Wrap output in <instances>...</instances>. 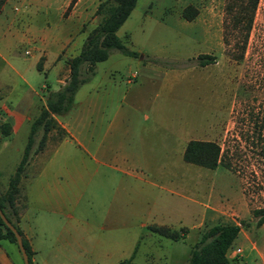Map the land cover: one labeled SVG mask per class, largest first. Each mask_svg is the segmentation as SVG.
<instances>
[{
  "label": "rangeland",
  "instance_id": "obj_1",
  "mask_svg": "<svg viewBox=\"0 0 264 264\" xmlns=\"http://www.w3.org/2000/svg\"><path fill=\"white\" fill-rule=\"evenodd\" d=\"M101 1L4 0L0 10L7 2L20 16L21 22L15 27L22 34L17 39L22 53L23 50L35 53V37L39 41L54 39L55 47L64 45L60 58L68 67L67 59L79 52L101 20L102 15L96 14ZM188 5L198 10L192 20L182 15ZM237 10L230 0H137L117 31L122 42L139 53V60L143 55L161 56L160 63L181 69L173 94L165 93L159 98L163 101L155 104L150 92L153 88L146 96V104L134 106L135 133L148 129L149 139L154 140L151 127L157 118L162 128L179 131L181 136H177L170 157L173 160L182 159L180 147L190 138L215 141L221 147L222 162L215 169L186 162L175 168L182 173L176 178V194L159 185L163 184L159 174L153 178L157 185H148L142 178L132 179L136 208L143 203L139 196L149 191L152 218H162L175 225L179 212L187 209L192 212L194 225L190 229V219L184 217L180 227L168 226L181 237L174 241L139 227L142 218L136 216V236L142 234L134 260L137 264L148 261L184 264L187 248L200 239L201 233L214 224L224 223H236L240 227L228 253L231 264H264V223L258 226L253 215L254 209H264V0H258L246 42L242 24L236 25L234 21ZM9 39L12 38L7 34L3 44ZM111 53L109 61L96 63L99 72L121 55L117 51ZM200 53L213 55L214 62L198 65L195 57ZM46 60L40 58L39 67L47 65ZM56 79L51 70L45 73L34 69L33 81L38 90L43 82L55 88ZM114 110L115 103H109L103 112L110 118ZM27 137L28 130L1 149L3 184H7L19 162ZM56 140L57 136L51 133L49 142L53 144ZM148 154L152 159L154 153ZM140 172L147 174L146 170ZM144 203L147 207L146 200ZM168 209L172 212L166 217L164 211Z\"/></svg>",
  "mask_w": 264,
  "mask_h": 264
},
{
  "label": "crops",
  "instance_id": "obj_2",
  "mask_svg": "<svg viewBox=\"0 0 264 264\" xmlns=\"http://www.w3.org/2000/svg\"><path fill=\"white\" fill-rule=\"evenodd\" d=\"M19 22L20 16L6 2L0 10V120L10 123L11 133L0 137V151L26 130L29 134L31 122L45 106L47 95L64 85L69 76V68L60 58L64 45L55 47L54 39L39 41L35 37V53H22L17 42L22 34L15 27ZM7 34L12 39L3 44ZM42 57H46L47 65L39 67ZM160 58L143 55L139 60L121 54L101 72L95 65L94 75L76 92L72 108L53 116L65 135L59 139L52 130L43 149L32 154L20 180L26 207L18 225L33 252L32 264H118L134 251L135 260L142 239V234L136 236V216L142 218L139 227L154 224L178 228L184 217L190 219V229L194 227L192 212L187 209L179 212L175 225L152 218L149 191L139 196L142 206L136 208L135 204L132 179L142 178L148 185H157L153 178L159 174L163 177V184L159 185L175 193L176 178L182 176L175 168L189 163L183 157L170 158L177 136L181 135L173 128H162L160 118L151 127L155 132L152 141L148 129L137 133L133 130L134 106L147 103L149 90L155 88L150 91L155 104L163 101L159 98L165 93L175 92L181 69L160 63ZM34 69L53 71L58 86L53 88L43 82L41 89H36ZM109 103H115L110 118L103 112ZM51 133L57 136L53 144L49 142ZM40 136L41 133L34 148ZM186 144L180 147L181 156ZM150 151L154 159L148 154ZM7 185L2 182L0 169V193ZM164 212L167 217L172 211ZM190 249L191 245L186 250L187 259ZM0 264H24L19 248L4 238H0Z\"/></svg>",
  "mask_w": 264,
  "mask_h": 264
},
{
  "label": "trees",
  "instance_id": "obj_3",
  "mask_svg": "<svg viewBox=\"0 0 264 264\" xmlns=\"http://www.w3.org/2000/svg\"><path fill=\"white\" fill-rule=\"evenodd\" d=\"M238 8L234 17L236 25L242 24L244 34L243 41L246 42L252 26L254 13L258 0H230ZM4 0H0L3 3ZM73 2V0H71ZM137 0H103L99 3L96 14H101V20L97 26L91 30L85 39L79 52L67 59L69 76L65 84L59 89L51 91L46 98V104L41 108L38 116L34 118L30 125L27 142L23 154L16 166L14 173L8 180V185L3 193H0V207L7 219L16 227L20 234L18 222L26 207L25 195L20 188V180L32 154L38 153L45 146L48 134L55 130L58 138L65 135V131L57 124L54 115H62L68 112L73 104L75 94L79 87L88 82L95 73L97 62L104 61L112 51H117L123 55L138 57L139 53L126 46L117 31L130 15L136 6ZM197 8L193 5L186 6L182 15L187 20H192L197 15ZM196 63L204 66L214 62V56L208 53H200L195 57ZM11 133V125L8 121L0 120V137ZM41 136L37 140L38 134ZM183 160L205 168L215 169L221 164V147L211 140L191 139L187 142L183 151ZM253 215L257 217L258 226L264 223V209L253 210ZM147 230L168 238L170 240L181 239L177 230L165 225H149ZM240 227L236 223L214 224L201 233L200 239L191 246L189 257L185 264H231L228 255L230 248L239 235ZM0 238L17 242L14 233L6 227L0 218ZM24 247L32 264V250L27 240L22 237ZM137 249V247H136ZM135 251L129 257L118 264H137L134 261ZM145 264H154L147 262Z\"/></svg>",
  "mask_w": 264,
  "mask_h": 264
},
{
  "label": "water",
  "instance_id": "obj_4",
  "mask_svg": "<svg viewBox=\"0 0 264 264\" xmlns=\"http://www.w3.org/2000/svg\"><path fill=\"white\" fill-rule=\"evenodd\" d=\"M0 218L2 219L5 226L10 228V230L14 233L18 248H19L21 256H22L23 263L24 264H30L29 257H28V254L26 252V249L24 247L21 234L18 232L16 227L7 219L4 212L2 211L1 207H0Z\"/></svg>",
  "mask_w": 264,
  "mask_h": 264
},
{
  "label": "built area",
  "instance_id": "obj_5",
  "mask_svg": "<svg viewBox=\"0 0 264 264\" xmlns=\"http://www.w3.org/2000/svg\"><path fill=\"white\" fill-rule=\"evenodd\" d=\"M238 251L240 250V249H237Z\"/></svg>",
  "mask_w": 264,
  "mask_h": 264
}]
</instances>
